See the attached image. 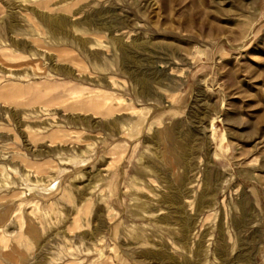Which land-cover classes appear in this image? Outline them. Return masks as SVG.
<instances>
[{"label": "rangeland", "instance_id": "1", "mask_svg": "<svg viewBox=\"0 0 264 264\" xmlns=\"http://www.w3.org/2000/svg\"><path fill=\"white\" fill-rule=\"evenodd\" d=\"M0 242L264 264V0H0Z\"/></svg>", "mask_w": 264, "mask_h": 264}, {"label": "bare ground", "instance_id": "2", "mask_svg": "<svg viewBox=\"0 0 264 264\" xmlns=\"http://www.w3.org/2000/svg\"><path fill=\"white\" fill-rule=\"evenodd\" d=\"M10 30H11V29H10ZM15 43H16V42H15ZM31 54H32V53H31ZM37 56H38V55H37ZM56 56H57V54H56ZM54 59H55V58H54ZM1 67H2V66H1ZM5 68H6V67H5ZM72 68H73V67H72ZM67 69H68V68H67ZM64 70H65V69H64ZM68 70H69V69H68ZM17 71H19V70H17ZM24 72H25V71H24ZM63 73H64V72H63ZM25 75H26V74H25ZM66 77H68V76H66ZM25 80H26V79H25ZM20 81H21V80H20ZM26 82H27V81H26ZM27 88H28V87H26L25 89H27ZM49 88H50V87H49ZM18 92H19V91H18ZM1 93H2V92H1ZM14 93H15V92H14ZM11 95H12V93H11ZM49 95H50V94H49ZM4 96H5V98H6V95H5V94H4ZM8 96H9V95H8ZM8 96H7V97H8ZM19 96H20V94H19ZM1 97H2V96H1ZM21 97H22V94H21ZM21 97H20V98H21ZM50 97H51V96H50ZM20 98H19V99H20ZM1 99H2V98H1ZM10 99H11V98H10ZM13 99H14V98H13ZM13 99H12V100H13ZM32 99H33V98H32ZM4 100H5V99H4ZM47 101H48V100H47ZM0 243H1V242H0Z\"/></svg>", "mask_w": 264, "mask_h": 264}, {"label": "crops", "instance_id": "3", "mask_svg": "<svg viewBox=\"0 0 264 264\" xmlns=\"http://www.w3.org/2000/svg\"><path fill=\"white\" fill-rule=\"evenodd\" d=\"M52 58H53L52 60H54V61H55V59H54V58H55V54H53ZM54 63H55V62H54ZM61 64H65V63H64V62H62Z\"/></svg>", "mask_w": 264, "mask_h": 264}]
</instances>
